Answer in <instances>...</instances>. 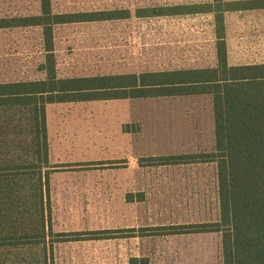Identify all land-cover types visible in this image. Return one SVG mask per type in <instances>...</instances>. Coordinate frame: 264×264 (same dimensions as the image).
I'll return each instance as SVG.
<instances>
[{
	"label": "rangeland",
	"instance_id": "rangeland-1",
	"mask_svg": "<svg viewBox=\"0 0 264 264\" xmlns=\"http://www.w3.org/2000/svg\"><path fill=\"white\" fill-rule=\"evenodd\" d=\"M51 3L55 14L129 16L55 25L58 78L217 64L215 13L206 12L215 0ZM182 5L204 12L138 16ZM38 14L40 0H0V18ZM224 18L228 64L264 63V10ZM48 66L41 27L0 29V83L45 79ZM48 116L51 219L28 224L41 234L27 244L0 248V264H224L219 232H159L220 219L218 167L205 157L215 150L212 95L53 104ZM74 232L104 238L57 236Z\"/></svg>",
	"mask_w": 264,
	"mask_h": 264
},
{
	"label": "trees",
	"instance_id": "trees-1",
	"mask_svg": "<svg viewBox=\"0 0 264 264\" xmlns=\"http://www.w3.org/2000/svg\"><path fill=\"white\" fill-rule=\"evenodd\" d=\"M217 64L214 67L119 75L58 78L53 63V28L58 24L127 18L117 11L55 14L40 0V14L0 18V29H43L47 51L45 79L0 83V248L25 245L41 233L30 225L50 221V145L46 105L96 100L210 94L215 150L205 155L218 167L220 219L212 225L161 227L164 235L219 232L224 264H264V63L229 65L224 13L264 9L246 1L215 0ZM140 17L202 13L192 7ZM140 10V9H139ZM95 14L96 19L86 16ZM129 14V12H128ZM30 120V121H29ZM147 231L148 229H143ZM57 236L104 238L99 232ZM67 237V238H69ZM133 258L130 264H135ZM1 263V260H0ZM147 264V263H145Z\"/></svg>",
	"mask_w": 264,
	"mask_h": 264
},
{
	"label": "crops",
	"instance_id": "crops-1",
	"mask_svg": "<svg viewBox=\"0 0 264 264\" xmlns=\"http://www.w3.org/2000/svg\"><path fill=\"white\" fill-rule=\"evenodd\" d=\"M256 10H264V9H252V10H237V11H228V12H225L224 13V16H226L228 13H232V12H252V11H256ZM224 29H227L226 28V21H225V18H224ZM210 67H214V66H210ZM202 68H206V67H202ZM169 71V70H168ZM149 72H152V71H149ZM203 95H206V94H203ZM208 95V94H207ZM188 96H195V95H188ZM165 97V96H164ZM169 97V96H168ZM155 98V97H153ZM131 99V98H129ZM138 99V98H137ZM117 100H121V99H117ZM69 103V102H68ZM53 104H61V103H52V104H47L46 105V120H47V130H48V125H49V116H48V113H49V108L50 106H52ZM50 132V130H49ZM49 137V136H48Z\"/></svg>",
	"mask_w": 264,
	"mask_h": 264
}]
</instances>
